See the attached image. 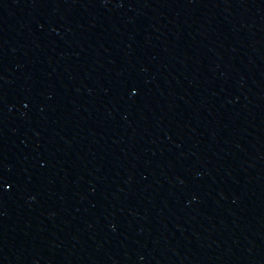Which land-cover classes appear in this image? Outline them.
<instances>
[{
  "label": "water",
  "instance_id": "1",
  "mask_svg": "<svg viewBox=\"0 0 264 264\" xmlns=\"http://www.w3.org/2000/svg\"><path fill=\"white\" fill-rule=\"evenodd\" d=\"M0 264H264V0H0Z\"/></svg>",
  "mask_w": 264,
  "mask_h": 264
}]
</instances>
